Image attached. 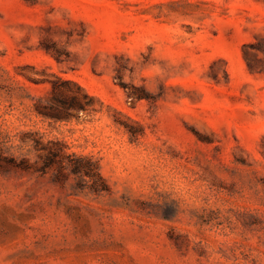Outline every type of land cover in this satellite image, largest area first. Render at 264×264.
Masks as SVG:
<instances>
[{"label": "rangeland", "instance_id": "374dc122", "mask_svg": "<svg viewBox=\"0 0 264 264\" xmlns=\"http://www.w3.org/2000/svg\"><path fill=\"white\" fill-rule=\"evenodd\" d=\"M0 264H264V0H0Z\"/></svg>", "mask_w": 264, "mask_h": 264}, {"label": "trees", "instance_id": "16d2710c", "mask_svg": "<svg viewBox=\"0 0 264 264\" xmlns=\"http://www.w3.org/2000/svg\"><path fill=\"white\" fill-rule=\"evenodd\" d=\"M55 57L58 59V54H55ZM33 80H35V79H33ZM62 82L67 83V81H62ZM55 89H56V86L54 84H52V91L54 92ZM84 95L88 98H92L91 96H88L86 93H84ZM61 107H62V109L57 108V109L53 110V112H56L55 114H58L60 112H66L67 111V102L61 101Z\"/></svg>", "mask_w": 264, "mask_h": 264}]
</instances>
